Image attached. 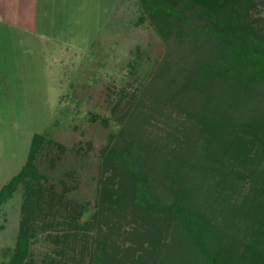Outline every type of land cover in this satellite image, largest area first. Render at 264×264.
<instances>
[{
    "label": "rangeland",
    "instance_id": "1",
    "mask_svg": "<svg viewBox=\"0 0 264 264\" xmlns=\"http://www.w3.org/2000/svg\"><path fill=\"white\" fill-rule=\"evenodd\" d=\"M254 2L251 17L264 19V0ZM86 3V11L72 4L64 14L51 6L48 22L34 32L11 28L6 16L14 13L0 18V188L25 163L33 134L46 136L35 155L42 209L27 220L34 235L27 263L89 264L99 242L110 264L179 259L167 222L133 205L130 180L112 174L103 152L138 110L133 120H150L143 137L163 153L160 170L150 167L154 198L169 202V177L183 171L195 189L188 202L226 224L228 264L264 262V132L253 127L264 125V86L234 92L223 83L205 103L183 94L182 85L171 94L176 79L212 57L208 40L178 30L162 38L137 0ZM158 78L168 82L167 100L151 110L149 90ZM211 117L227 124L208 129L214 138L199 122ZM196 120L201 131L193 132ZM234 134L246 145L236 144ZM176 146L174 160L168 153ZM23 197L19 185L0 207V264L14 251Z\"/></svg>",
    "mask_w": 264,
    "mask_h": 264
},
{
    "label": "trees",
    "instance_id": "2",
    "mask_svg": "<svg viewBox=\"0 0 264 264\" xmlns=\"http://www.w3.org/2000/svg\"><path fill=\"white\" fill-rule=\"evenodd\" d=\"M137 1L142 16L152 23L162 38L169 39L175 34V30H178V33L182 32L181 36H192L196 40L200 37L207 39L209 45L215 48V55L213 52L210 59L191 71L188 70L182 81L176 79L174 92L171 94H176L177 91L180 93L183 88L185 89L183 92H186L183 94L192 96L197 94L201 97L202 103L203 101L205 103L211 101L213 97L211 91L213 93L214 88L223 83L230 82L234 92L264 86V19L251 17V11L255 7L254 0ZM172 5H176L175 8ZM187 11L192 13L187 15ZM156 80L155 86L153 82L151 84L152 92L147 89L151 95L155 94L148 99L152 101V104L148 105L151 110H154V107L160 108L159 102L162 99L167 100L169 90L168 86L165 87L168 83L165 79ZM159 88L162 91L156 95ZM138 113L139 110L130 115V120L123 121L119 134L116 137L111 136L110 145L104 148L103 152L107 156L108 166L114 169L112 174L120 176L123 182L130 180V200L133 205L156 214L167 222V231L172 241L170 245L176 247L175 250L171 249L174 251L172 255H176L178 251L182 252L180 256L178 255L177 261L171 258L167 263L154 264H228L231 242L225 230L226 224L220 225L214 218L208 217L201 209L188 202L195 190L188 174L182 171L175 179L173 175L169 177L166 185L168 196L171 197L169 202L161 203L154 198L150 167L154 166L157 169L159 166L160 170V166L163 165L160 163L163 153L154 151L149 146L151 140L143 137L146 123L150 120H133ZM203 118L205 119L204 115ZM210 119L199 120L202 130H207L209 134L211 133L208 129L217 131V128L223 129L227 125L224 120L222 123V120H213V117ZM197 121H195L197 129L193 132L199 129ZM258 125L254 124L255 131L263 133L264 125ZM211 136L215 137L213 134ZM45 138L43 133L33 134L25 163L19 172L0 188V207L11 198L19 185L24 189L20 229L16 236L14 251L5 264H28L27 258L34 235L27 220L30 219V215L42 209L41 198L37 187L35 188L41 179L35 164V155ZM234 138L238 145L245 146L247 143L241 142L242 136L235 135ZM182 144L188 146L189 142L184 141ZM178 148L176 146V149L168 153L174 160L177 158ZM182 149L184 150L180 147V150ZM262 153L264 154V146ZM182 155L184 158L183 160L180 158L182 160L179 162L180 170L185 167V159L189 157L186 150ZM172 162L173 160H168L164 165L168 164L169 167ZM167 174L169 176V173ZM167 243L164 245L167 246ZM89 264H110L103 242L98 243ZM258 264L264 262L259 261Z\"/></svg>",
    "mask_w": 264,
    "mask_h": 264
},
{
    "label": "crops",
    "instance_id": "3",
    "mask_svg": "<svg viewBox=\"0 0 264 264\" xmlns=\"http://www.w3.org/2000/svg\"><path fill=\"white\" fill-rule=\"evenodd\" d=\"M117 2L118 0H115L114 7ZM72 4L86 11V0H61V2L57 0H0V18L3 13H14L15 16H13L12 20L9 16H6L8 18L7 23L11 28L19 32H34L37 28L39 29L38 23L48 22L43 17L48 18L46 16V10L51 6L60 8L58 11H62V14H64L65 11H63V8L69 9ZM100 5L101 3H99V9L101 7ZM114 7H111V9ZM42 37L46 38V36Z\"/></svg>",
    "mask_w": 264,
    "mask_h": 264
}]
</instances>
